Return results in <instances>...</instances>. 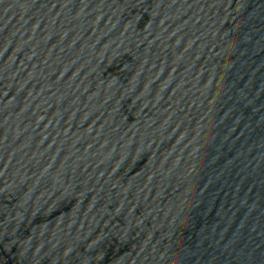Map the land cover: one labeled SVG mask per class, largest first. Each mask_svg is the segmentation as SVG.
Instances as JSON below:
<instances>
[{"label":"water","instance_id":"95a60500","mask_svg":"<svg viewBox=\"0 0 264 264\" xmlns=\"http://www.w3.org/2000/svg\"><path fill=\"white\" fill-rule=\"evenodd\" d=\"M264 89V0H210Z\"/></svg>","mask_w":264,"mask_h":264}]
</instances>
